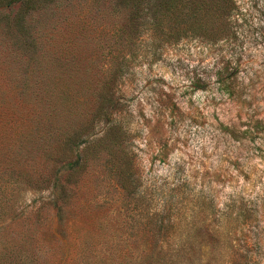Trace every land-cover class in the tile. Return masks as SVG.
Listing matches in <instances>:
<instances>
[{
    "label": "rangeland",
    "instance_id": "obj_1",
    "mask_svg": "<svg viewBox=\"0 0 264 264\" xmlns=\"http://www.w3.org/2000/svg\"><path fill=\"white\" fill-rule=\"evenodd\" d=\"M12 1L0 264H264V0H187L222 7L203 29L165 0Z\"/></svg>",
    "mask_w": 264,
    "mask_h": 264
},
{
    "label": "trees",
    "instance_id": "obj_2",
    "mask_svg": "<svg viewBox=\"0 0 264 264\" xmlns=\"http://www.w3.org/2000/svg\"><path fill=\"white\" fill-rule=\"evenodd\" d=\"M21 3L29 2L34 4V0H16ZM12 0H0V5L11 4ZM143 3V0H110V5L115 10L117 8L124 6L129 10L130 16H137V13L140 11V7ZM165 3L168 5V14L165 15L166 22L176 23L178 20L190 21L191 25H200L198 28H206L202 26L203 22H211L209 14L211 11L218 12L222 7L215 2H203L201 4H196L195 2L187 0H165ZM163 5V4H161ZM217 17V21H218ZM216 21V22H217ZM194 29V28H193ZM195 254L192 251H185L184 248L181 251L175 253H162V251H151L148 254L147 260L152 259L156 263H173V264H185V263H194Z\"/></svg>",
    "mask_w": 264,
    "mask_h": 264
}]
</instances>
